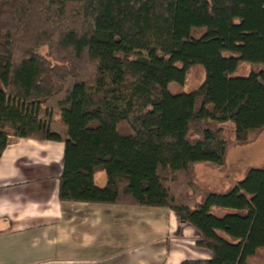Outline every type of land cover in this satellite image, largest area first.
<instances>
[{
  "label": "trees",
  "instance_id": "trees-1",
  "mask_svg": "<svg viewBox=\"0 0 264 264\" xmlns=\"http://www.w3.org/2000/svg\"><path fill=\"white\" fill-rule=\"evenodd\" d=\"M263 129L264 0H0V158L63 141L60 199L172 210L212 253L181 264H264V165L195 172Z\"/></svg>",
  "mask_w": 264,
  "mask_h": 264
},
{
  "label": "crops",
  "instance_id": "crops-1",
  "mask_svg": "<svg viewBox=\"0 0 264 264\" xmlns=\"http://www.w3.org/2000/svg\"><path fill=\"white\" fill-rule=\"evenodd\" d=\"M48 123L66 137L67 128ZM64 149L63 141L11 137L0 158V264H181L212 257L196 245L195 228L168 208L61 200ZM103 173L95 175L101 188Z\"/></svg>",
  "mask_w": 264,
  "mask_h": 264
},
{
  "label": "rangeland",
  "instance_id": "rangeland-1",
  "mask_svg": "<svg viewBox=\"0 0 264 264\" xmlns=\"http://www.w3.org/2000/svg\"><path fill=\"white\" fill-rule=\"evenodd\" d=\"M133 48H135L131 49L133 55L149 57L151 54V51H149L150 49ZM48 51L49 49L46 46L40 49L42 55H46ZM42 117L45 118L46 121H50L56 129H62V124L58 120V113H54L51 118L42 113ZM63 133H65L64 129ZM261 165H264V129L258 134L256 139L251 142L231 146L228 151L227 164L224 169L212 168L205 164H197L195 165V172L199 181L203 184L218 189H224L231 183L230 180L224 183L226 175H228L232 181L242 179L249 167Z\"/></svg>",
  "mask_w": 264,
  "mask_h": 264
}]
</instances>
